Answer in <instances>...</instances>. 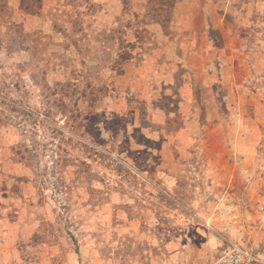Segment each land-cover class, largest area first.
<instances>
[{"label":"rangeland","instance_id":"374dc122","mask_svg":"<svg viewBox=\"0 0 264 264\" xmlns=\"http://www.w3.org/2000/svg\"><path fill=\"white\" fill-rule=\"evenodd\" d=\"M231 243L264 244V0H0V264Z\"/></svg>","mask_w":264,"mask_h":264},{"label":"built area","instance_id":"2783aa9c","mask_svg":"<svg viewBox=\"0 0 264 264\" xmlns=\"http://www.w3.org/2000/svg\"><path fill=\"white\" fill-rule=\"evenodd\" d=\"M210 264H264V244L262 248L256 250L242 244L231 243Z\"/></svg>","mask_w":264,"mask_h":264},{"label":"trees","instance_id":"16d2710c","mask_svg":"<svg viewBox=\"0 0 264 264\" xmlns=\"http://www.w3.org/2000/svg\"><path fill=\"white\" fill-rule=\"evenodd\" d=\"M37 145H38V143L34 140L33 141V149H29L27 146H25V148L23 149V150H21V149H18V150H16L15 151V153H17V154H20V157L22 158V159H25V157H24V155H22V152H25V151H27V152H29L28 153V159L30 160V162L33 160V158H34V156L36 155V153H37V150H36V148H37ZM33 150H34V152H33ZM34 153V154H33Z\"/></svg>","mask_w":264,"mask_h":264},{"label":"crops","instance_id":"0c3cea01","mask_svg":"<svg viewBox=\"0 0 264 264\" xmlns=\"http://www.w3.org/2000/svg\"><path fill=\"white\" fill-rule=\"evenodd\" d=\"M184 3L182 2V7H184V5H183ZM117 6V5H116ZM114 7H115V5H114ZM116 9H115V12H117V7H115ZM186 15V14H185Z\"/></svg>","mask_w":264,"mask_h":264}]
</instances>
